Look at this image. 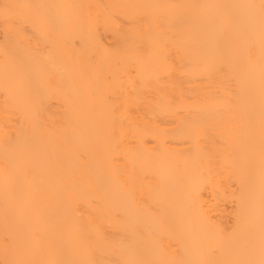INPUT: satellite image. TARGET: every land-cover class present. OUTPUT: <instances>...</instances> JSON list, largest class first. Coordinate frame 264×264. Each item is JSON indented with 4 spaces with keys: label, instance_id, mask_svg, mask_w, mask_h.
I'll use <instances>...</instances> for the list:
<instances>
[{
    "label": "bare ground",
    "instance_id": "obj_1",
    "mask_svg": "<svg viewBox=\"0 0 264 264\" xmlns=\"http://www.w3.org/2000/svg\"><path fill=\"white\" fill-rule=\"evenodd\" d=\"M262 5L0 0V264H261Z\"/></svg>",
    "mask_w": 264,
    "mask_h": 264
},
{
    "label": "snow or ice",
    "instance_id": "obj_2",
    "mask_svg": "<svg viewBox=\"0 0 264 264\" xmlns=\"http://www.w3.org/2000/svg\"><path fill=\"white\" fill-rule=\"evenodd\" d=\"M264 6V5H262ZM17 7H20V6H14V5H4V14H5V17L7 18L8 14L10 13L11 10H13L14 8H17ZM261 264H264V259L261 260Z\"/></svg>",
    "mask_w": 264,
    "mask_h": 264
}]
</instances>
